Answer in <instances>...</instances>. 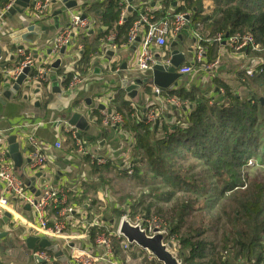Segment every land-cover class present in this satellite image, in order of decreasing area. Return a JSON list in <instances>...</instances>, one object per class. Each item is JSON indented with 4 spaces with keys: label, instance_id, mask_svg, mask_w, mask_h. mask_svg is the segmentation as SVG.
I'll return each instance as SVG.
<instances>
[{
    "label": "trees",
    "instance_id": "obj_1",
    "mask_svg": "<svg viewBox=\"0 0 264 264\" xmlns=\"http://www.w3.org/2000/svg\"><path fill=\"white\" fill-rule=\"evenodd\" d=\"M11 1L0 0V11L6 9ZM181 1V5L176 6L172 13L168 11L172 2L165 0L159 10H153L149 15L161 21L171 18L174 13L189 14L198 36L213 38L220 35L226 49L232 50L228 47V39L235 36H250L259 46V52H254L250 46L242 50L244 54L262 61L250 76L249 83L241 84L247 88V97L242 99L226 84H214L219 91L210 93L196 86L188 90H160L163 103L154 108L160 113L155 128L154 122L145 119L151 109L144 117L141 116L131 103L125 101V94L118 91L109 109L122 117L123 123L118 129L132 133L134 142L130 149L131 160L125 169L116 170V166L109 167V164L107 168H111L116 177L130 180L134 186H152L160 182L170 190L161 194L166 200L174 199L178 191L184 193L183 197L175 198L168 211L155 209L156 215L166 219L169 238L177 240L182 264H242L241 261L243 264H264V183L246 184L248 191L241 189L245 186L244 169L248 161L255 155L256 149L264 146V103L260 100L264 98V0H212L214 9L210 15L201 14V0ZM124 8L122 0H108L102 5L86 6L82 13L84 16L91 13L96 17L92 26L98 25L103 29L99 39L111 40L119 48L127 44L129 32L138 21L140 12H143L133 10L122 20ZM87 35L88 31L84 35H75L82 46V57L78 70L64 75L65 88H69L76 75L82 77L88 69L91 55L97 52V43H87ZM201 45L204 46L205 56L202 64H193L197 68L215 61L218 46L203 42ZM22 61L20 59L19 63ZM36 75V70H32L31 78ZM172 100L177 105L171 104ZM98 120L102 123V119ZM86 160L93 164L94 172L98 173L100 166L97 161L90 156H86ZM191 160L215 179L219 186L218 194L223 199L220 209L226 223L217 226L214 238L206 235L208 229L205 228L204 216L197 225L196 218L191 216L195 203L206 202L208 191V186H202V181L190 175L196 167L194 164L184 168V164ZM102 180L104 185H109L108 192L117 193L110 185L112 181ZM188 194L196 197L192 199ZM113 199L115 207L112 213L125 215L127 211L117 207L120 202L126 203L131 199V195ZM139 204L126 203V209H131L128 212L130 216H134L135 212L132 211ZM52 213L55 220L58 219L57 210ZM149 216L150 208L146 209L143 219ZM187 218L192 220L188 221ZM87 221L94 224L91 214ZM220 222H216V225ZM209 223L212 227V222ZM49 226H52L51 222ZM68 230L69 226L64 233ZM103 231L101 227L91 226L87 230L88 238L94 243L95 237ZM119 243L113 242L115 256L120 252ZM38 251L49 256V262L40 264H62L57 253L41 248Z\"/></svg>",
    "mask_w": 264,
    "mask_h": 264
},
{
    "label": "crops",
    "instance_id": "obj_2",
    "mask_svg": "<svg viewBox=\"0 0 264 264\" xmlns=\"http://www.w3.org/2000/svg\"><path fill=\"white\" fill-rule=\"evenodd\" d=\"M106 1L108 0H69L70 3L73 2L76 5L71 8H66L62 2L53 1L47 8L46 16H37L38 18L33 11V5L24 10L22 14L10 15L5 9L0 11V74L2 75L0 82V151L7 152L6 139L16 136L23 164L21 170L14 172L24 183L28 180L34 184V191L31 192L28 189L29 192L38 197L44 190L61 191L60 195L64 196L67 203L77 210L71 221L74 226L70 224L68 232L64 233L63 237L48 238L55 246L52 252L60 256L62 264H74L71 257L74 249L94 257L100 255L101 249L85 234L84 224L80 219L84 217L83 214H86L88 219L91 213L110 216L115 206H108V202L113 200L114 194L110 190V197L109 185H104L102 179H105L104 175L115 172L107 168V164L109 167L116 166V170H122L131 160L130 149L134 142L132 133L99 123L98 119H103L104 112L110 111L107 99L116 96L118 91L122 92L125 94V101L131 103L143 117L148 110L152 108L154 110L155 105L163 101L153 92L150 72H141L136 66L139 45L126 44L118 48L111 40L99 39V34L103 29L98 25L92 26L96 17L91 13L85 15L86 20L91 24L86 42H96L97 52L91 55L88 69L81 77L84 82L74 87H64V75L76 72L80 66L82 46L79 43L80 40L78 41L75 37L73 44L66 47L63 53H60L61 49L55 52L54 39L63 28L69 25L73 15L82 16V11L86 6L102 5ZM164 1L122 0L125 3L124 18L128 14V7H131L132 11L136 9L155 11L161 8V3ZM201 1V14L210 15L214 9L212 0ZM169 2L172 3L168 11L172 13L182 1L169 0ZM57 12L60 14L57 15ZM190 21L189 15L185 29L172 41L171 38L168 39L165 48H151L155 59L163 60L165 55L171 57V53L177 51L184 57L181 67H192V73L181 76L175 90L181 88L188 90L196 86L210 93L215 91V80L230 84L234 89H241L239 79L235 78L236 73L254 71L260 65V60L244 54V51L230 53V49L219 45L215 55L218 62L216 71L207 70L206 66L210 64L195 67L192 64V57L197 34L195 33L196 28H193ZM56 24L58 28L54 27ZM30 27H54V29L39 34L34 31L28 32ZM26 34L31 42L23 39ZM172 43L177 45L172 48ZM24 56H30L34 65L51 70L48 81L45 84L35 80L29 83L24 82L17 92L5 97L4 94L14 82L6 78L3 73L15 69ZM56 60H60V65L54 69L52 64ZM32 70L33 68L26 80L31 78ZM231 80L234 82L231 83ZM123 81H127L128 84L144 81L136 89L137 96L134 99H131L122 88ZM53 88H57L59 93H54ZM100 105L105 109H98ZM72 114H80L89 125V130L79 137L84 142L88 155L94 160L106 161L104 164H99L98 173L94 172L91 162L89 163L86 158H81L74 143L64 131ZM73 130L77 133L76 129L73 128ZM30 134L43 145L42 149L47 158L46 166L37 171L29 168L26 140ZM55 143H60L61 148L56 149ZM9 162L12 164L11 161ZM92 201L95 203L92 204ZM106 202L107 206L104 210L101 204ZM26 207L28 206L22 205L15 199H10L4 211L10 215V219L4 222L2 220L4 213L0 218V233L7 234L1 240L3 249L0 251V264H34L32 254L33 251H38V248L28 251L25 241L29 237L44 235L37 229L35 214L30 207L28 209ZM52 212H49L50 221H53ZM95 223L103 228L106 220L98 216ZM112 223L113 220L109 222L110 225Z\"/></svg>",
    "mask_w": 264,
    "mask_h": 264
},
{
    "label": "built area",
    "instance_id": "obj_3",
    "mask_svg": "<svg viewBox=\"0 0 264 264\" xmlns=\"http://www.w3.org/2000/svg\"><path fill=\"white\" fill-rule=\"evenodd\" d=\"M53 1L62 2V0H33V11L35 16L44 17L46 16L47 8ZM13 3L6 7L8 10ZM151 10L144 9L140 12V16L137 22L134 23L130 32L127 45L137 44L139 45V50L136 59V66L141 72H150L157 62H162L163 64H168L170 56L168 55L163 58V60L155 59L151 52V48H165L168 44L167 40L171 38V41L175 39L181 32L185 29L188 24L187 17L188 14L185 13H174L171 18H166L161 21H156L153 16L149 15ZM125 10L121 13V19H124ZM38 18V17H37ZM91 24L89 21L81 20V15L75 14L71 17L69 25L63 28L54 39L53 48L55 52H58L62 48H66L73 44V40L76 34H85L90 30ZM113 37H110L112 39ZM139 38V42L136 43V39ZM201 42L211 44L215 43L218 45H225L220 35L216 37H200L196 36V46L193 50L194 54L192 57V64H202L205 56L204 46ZM246 46H250L254 52H259V46H257L254 40L250 36L245 37H231L228 39V47L234 51H242ZM260 60V59H259ZM262 61L260 60V64ZM216 66L213 62L211 65L207 66V70L211 71ZM29 67L30 69L36 70V76L27 79L25 82L29 83L31 80L41 82L42 84L48 81L51 70L48 68H42L34 65L33 60L30 56H24L23 61L19 65L10 71L3 73L6 78L11 82H14L16 78L22 73V71ZM192 67H181L176 70L181 76L189 75L192 73ZM255 70L247 71L246 74L251 76ZM84 80L75 76L69 84L70 87H74L78 84H82ZM154 87V86H153ZM154 94L160 96V89L154 87ZM113 98H108V104H110ZM160 102V104H162ZM171 104H176L174 100L170 101ZM158 110L156 112L150 111L146 115V120L148 122H156L159 117ZM123 123L122 117L117 113H106L103 114L102 124L104 126L118 128ZM65 133L72 140L75 145L77 153L81 158H86L88 152L85 150L84 142L77 136V133L69 125L65 128ZM22 133L23 131H19ZM27 147H28V160L30 170L37 171L43 169L47 164L46 155L43 152V145L35 138L33 135L27 136ZM54 147L56 149L61 148L60 143H55ZM7 152L0 151V218L4 211L8 207V202L10 199H15L24 206L31 208L35 214L37 229L47 238H57L63 237L65 229L70 226L71 221L77 210L70 206L65 197L60 195L61 191L44 190L43 193L35 197L31 194L26 187L24 181L19 178L14 172L13 164H10L9 160L6 158ZM92 158V157H90ZM94 159V158H93ZM98 164H104L106 161L96 160ZM57 210V217L53 216V221L48 219L49 212ZM84 217L80 219L83 226V230L87 235V230L91 226L101 227L99 224H88L87 215L83 214ZM121 220H128L127 216H123ZM120 220V221H121ZM49 222L52 226H49ZM131 223V222H130ZM69 224V225H68ZM137 224V223H132ZM68 225V226H67ZM73 224H71L72 226ZM74 226V225H73ZM104 230V228H103ZM146 230V229H145ZM147 234L148 231L146 230ZM149 235V234H148ZM88 236V235H87ZM119 241L120 245L125 248H129V245L122 236L119 235L118 230L116 232H111L104 230L102 233L98 234L94 239V244L101 249L99 256H90L77 249H74L73 255L71 256L74 264H98L100 262H105L106 264H121L113 255V242ZM32 259L34 264H40L42 262H49V256L42 251H33Z\"/></svg>",
    "mask_w": 264,
    "mask_h": 264
},
{
    "label": "rangeland",
    "instance_id": "obj_4",
    "mask_svg": "<svg viewBox=\"0 0 264 264\" xmlns=\"http://www.w3.org/2000/svg\"><path fill=\"white\" fill-rule=\"evenodd\" d=\"M232 51L233 53L235 52L234 50H231L229 52L232 53ZM216 58L217 56H215V61H214L216 63V66L214 69L211 70V72L216 71L218 67V62L216 61ZM239 75L241 77H239ZM236 77L237 79H239L240 84L249 83L250 76H248L244 71H240L236 73L235 78ZM232 82H234V80H231V83ZM214 84H226V83L217 81ZM228 86L231 87L230 84H228ZM240 87L242 88L234 89L233 87H231V89L239 93V96L242 99H244L245 97H247V88H245V86L243 85ZM214 88H215V91L218 90V88H216L215 85H214ZM260 100H262L261 102L264 103V98H261ZM150 111L156 112L153 110V108ZM173 122L174 121H172L171 123ZM254 153L255 155L248 161L246 168L244 169L246 182H245V186L241 188L242 190L246 189L248 191V186H247L248 184H253L255 182L264 183V156H263L264 146H261L260 149H256ZM193 164L196 167L191 170L190 175L193 176L194 179L198 181H202L203 182L202 186H205V185L208 186V191H207L206 202L195 203L194 205L195 209L191 213V216L196 218V221H195L196 225L199 224V221L201 220V216H204L205 224H206L205 228L208 229V232L206 233V235L208 238H214L213 236H215L217 229H218L217 226L220 227V225H223L226 223V219L222 215L221 209H220L223 204V201H222L223 199L218 194L219 186L216 183L215 179H213L210 176V174L207 173L202 166L196 164V161L194 160L188 161V163L184 164L185 166L184 168H187L188 166L193 165ZM114 175L115 173L104 175L106 180L112 181L110 185L113 188V192L117 191V193H115L113 196L116 199H119V198L121 199L126 196L130 197L131 195V199H128L126 203L133 204V203L140 202L139 206L136 205L132 211L133 213L135 212L134 216H130L128 214L129 210L131 209L129 208L126 209V203L120 202L117 208L118 209L121 208V210L125 209V212L127 211V213L123 216H127L128 220H130L129 222L131 223H137V224L143 225L142 228L144 230L146 229L149 235H152V233L156 229L159 231L167 232L168 237L164 241V243L165 244L169 243L171 245L170 251L174 253L177 258L178 257L181 258L182 256L180 253L177 240L174 238H169V233L166 230L167 228V224L165 222L166 219L156 215L155 209L160 208L162 210L168 211L170 208H172L175 198L178 196L183 197L184 193L178 191V194L175 196L174 199L166 200L162 197L161 194L169 192L170 190H168V188L164 186L163 184H161L160 182H155L154 185L152 186L147 185L144 187L142 186L140 187L136 185L134 186L128 179L123 180L121 177H115ZM251 186L252 185H250V188ZM156 188L157 190H155ZM203 191L204 189L202 188V192ZM187 196H190L192 199L196 197L194 195H189V194ZM110 197H111V193H110ZM113 201L114 199L113 200L111 199V202L110 201L108 202V206L112 207V205H114ZM101 205L104 206V210H105L106 209L105 206H107V202L105 204L102 203ZM200 207H203V208L201 210H198V208ZM148 208H150V216L143 219L144 216L146 215V209ZM196 209L198 211H196ZM98 216H102L106 220V223L103 227L104 230L111 231V232H116V230H118L119 222L121 218L123 217L122 215H119L117 213H111L110 216L109 215L105 216V214L102 215V214L91 213V221L92 222L94 221L95 223V220L97 219ZM111 220H113V223L110 225L109 222ZM187 220L190 221L192 220V218H187ZM219 220H221V222L218 225H216V222H218ZM209 221L212 222L213 224L212 227H210L211 225ZM263 244H264V240H263ZM119 248H120L119 249L120 252H117L118 253L117 256H115V254L114 256L119 259V262L121 264H161V263H158L154 257L148 255V253L146 252L142 253L135 246H130L129 248H125L124 246L119 245ZM241 263L243 264V261H241Z\"/></svg>",
    "mask_w": 264,
    "mask_h": 264
},
{
    "label": "water",
    "instance_id": "obj_5",
    "mask_svg": "<svg viewBox=\"0 0 264 264\" xmlns=\"http://www.w3.org/2000/svg\"><path fill=\"white\" fill-rule=\"evenodd\" d=\"M31 1L32 0H13L11 7L7 10V13L10 15H14L15 13L22 14L24 10L34 4ZM62 3L66 8L76 6L73 2L70 3L69 0H62ZM131 11L132 8L128 7V12ZM58 14H60V12H57V15ZM85 19V16L82 15L81 20ZM187 20H189V16L187 17ZM54 27L58 28V24H56ZM54 27H30L28 28V32L34 31L35 33L40 34L41 32L53 30ZM28 37V34H26L23 39L27 42H31ZM138 42L139 38L136 39V43ZM176 45V43H172L171 47L173 48ZM64 50L65 48L61 49L60 53H63ZM183 61L184 57L181 56L179 52L173 51L171 53V57L168 64L157 62L150 73L152 85L155 88L161 90H175L178 87V80L181 78V75L178 74L176 70L181 68ZM59 65L60 60H56L52 64V68L57 69ZM30 71L31 69L29 67H26L22 71V73L16 78V80L12 84V87L7 90L4 96L9 97L10 93L12 94L17 92L19 88L24 84L26 77L30 73ZM143 82L138 81L135 84H128L127 81H123L122 88L131 99H134L137 96V92H135L136 89L140 87V84H143ZM52 91L54 93H59V90L57 88H53ZM98 109L104 110L105 107L100 105L98 106ZM107 113L109 114L110 111L108 110ZM68 125L77 130L78 137H80L83 132H87L89 130V125L87 124L86 119L80 114H72L68 120ZM157 126L158 121L155 122V128H157ZM6 143L8 145V150L6 154L7 160L12 162L15 171L21 170L23 159L20 153L19 144L17 142L16 136L8 137L6 139ZM100 146H102V144ZM30 182L27 180L25 182V185L31 192H33L34 184ZM26 208L28 209V207ZM8 219H10V215L8 213H4L2 220L4 222H7ZM118 233L129 245L135 246L143 252L148 253V255L154 257L158 263L182 264V259L179 257L177 258L176 255L170 251L171 245L169 243H164V241L168 237V234L165 231H159L156 229L154 230L152 235H148L146 230L142 228L141 224H132L127 220H121L118 225ZM6 236V233H0V251L3 249L1 245V240L4 239ZM25 247L28 251L35 250V248H41L46 251H52L55 249V246L52 244V242L49 241L48 238L45 236L27 238L25 241Z\"/></svg>",
    "mask_w": 264,
    "mask_h": 264
}]
</instances>
